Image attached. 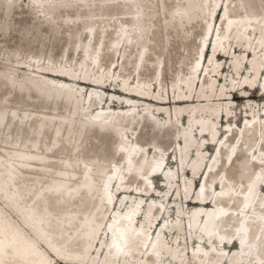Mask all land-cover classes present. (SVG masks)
Returning <instances> with one entry per match:
<instances>
[{
    "label": "bare ground",
    "instance_id": "1",
    "mask_svg": "<svg viewBox=\"0 0 264 264\" xmlns=\"http://www.w3.org/2000/svg\"><path fill=\"white\" fill-rule=\"evenodd\" d=\"M255 87L264 0H0V264H264Z\"/></svg>",
    "mask_w": 264,
    "mask_h": 264
},
{
    "label": "rangeland",
    "instance_id": "2",
    "mask_svg": "<svg viewBox=\"0 0 264 264\" xmlns=\"http://www.w3.org/2000/svg\"><path fill=\"white\" fill-rule=\"evenodd\" d=\"M218 23H219V21L216 23V28H217V25H218ZM212 29H213V26H212ZM210 43V42H209ZM213 43V42H212ZM211 54H212V47H211V49H210V46H209V53H208V55H207V58H206V61H205V63H204V69L206 68V66H208L209 65V60H210V58H211ZM222 64H223V61H222ZM224 65V64H223ZM229 65H231L230 64V62H228L226 65H225V71L223 72V77L222 76H218L217 75V82H219V84L220 85H222L223 83H224V78H226L227 80H228V82H226V84L228 85L229 83H230V79L233 77V78H236V75H233V74H235V72L232 70V68H230L229 69ZM245 66H247V67H249V65H248V63L246 64V63H244V65H243V69L241 70L242 72H245V70H244V67ZM203 72L204 71H202V73H201V76H200V80H202L201 78H202V76H203ZM232 72V73H231ZM241 72V73H242ZM250 72H251V74H252V71L250 70ZM199 75V73L197 74V76ZM226 75H227V77H226ZM218 78H220V79H218ZM200 80H197L198 81V88L200 87ZM257 81H259V79L257 80ZM111 84H113V83H111ZM120 84V83H119ZM108 85H109V83H107V87H108ZM154 85H156L157 86V88L155 87V95L158 93V91H157V89H158V85L157 84H155L154 83ZM164 85L166 86L167 85V88L169 89V91H170V76H169V74L168 73H164ZM197 86V85H196ZM195 86V87H196ZM255 86H259L258 84H256ZM120 87H121V85H119V89H120ZM166 88V87H165ZM113 87H111L109 90H111L112 92H113ZM237 89H239V88H237ZM237 89H235V91H237ZM255 89H257L256 87H255ZM260 89V90H259ZM259 89H257L256 91H255V93H254V95H253V100H256L258 103H260V108H262L263 107V103L262 102H264V100H262V99H260V97H258V96H260L261 95V93L262 92H264V90L262 89V87H259ZM110 91V92H111ZM82 92L84 93L85 92V90L83 89L82 90ZM239 92V91H238ZM90 93V91H87V96H88V94ZM238 94V93H237ZM239 95V94H238ZM257 96V97H256ZM239 97V96H238ZM110 98L108 97V100H109ZM114 101H116V103H117V105H119L118 104V101L116 100V99H113ZM124 100H121V102H123ZM251 103H246V99H243V100H241V99H239V98H236L235 97V100L233 101V104H231V106L230 107H232V111H231V115H232V119H231V127L232 128H235L236 127V125L234 124V117H235V119H237V121H238V124H237V128L238 127H240V126H242V124L244 123V120L246 119V117H249V118H251L250 117V113H249V108H248V106L247 105H250ZM124 106H127V104L126 103H124L123 104ZM243 105H245V106H243ZM143 108H144V106H143ZM234 109V110H233ZM138 110L141 112V115H142V113H144V112H142V107H138ZM245 110H247V114L245 113ZM255 110H257V108L255 109ZM96 113V111L94 112V114ZM261 114L260 115H263L264 113L263 112H260ZM155 114H157V112H156V110H155ZM224 114V115H223ZM225 112L223 111L222 113H220V119H219V122H220V120H221V115L224 117L225 116ZM231 115H230V117H231ZM164 117H166V115H163ZM185 116L187 117V116H189V117H191V113L189 114V115H187V114H185ZM188 118V117H187ZM185 119V121H183V122H179L178 123V126L179 127H184V128H187V126H188V119ZM262 119V118H261ZM222 121H223V127H220V126H218V130L219 131H221V132H223L222 130H224V131H226L227 129H226V127L224 126L225 125V121H226V118H223L222 119ZM159 122H163L162 120H160ZM198 131L199 130H196V128L194 129V134H197L198 135ZM204 137H207V139L209 140L208 142L206 141V144L207 145H205V146H208L209 144H213V145H210L211 147H213V149H214V146H215V144L214 143H211L210 142V137H208L210 134L209 133H207V132H205L204 134ZM207 135V136H206ZM218 137H219V135H218ZM217 137V138H218ZM133 139V137H131L130 136V139ZM172 139H170V141H171ZM177 141H180L181 143H182V139H178ZM197 141H199V137H197ZM204 148H206V147H204ZM213 149H211V151H209L208 153L206 152V156L208 157V156H210V158H211V160L214 158V155H215V149L213 150ZM149 150V149H148ZM148 150H146V151H148ZM194 150V149H193ZM145 151V152H146ZM152 150H151V155H152ZM194 154V153H193ZM191 153H190V157H191ZM167 157H170L169 159H167ZM164 160L162 161L163 162V168L164 167H168V168H170L171 170H173L174 172H176V170H177V167H178V169H179V175L181 176L182 175V173H181V165H179V162H178V160L176 161V159H175V161H174V156L173 155H171V156H168V155H166V156H164ZM172 163H174V164H172ZM168 164V165H167ZM165 165V166H164ZM167 165V166H166ZM185 168V167H184ZM239 168L241 169V166H239ZM163 170V169H162ZM186 172H188L189 173V175H191V171H190V168H186ZM185 172V173H186ZM158 173H160V176H164V174L162 175V172H160V170L156 173V175L158 174ZM154 174V173H153ZM200 174H201V172H200ZM156 175L155 176H153V177H151L152 179L150 180V184L152 185V187L153 188H158L159 190H161V188L162 187H165L166 186V181H165V179H164V182L163 181H160L159 179H161L160 177H158V178H156ZM199 176V175H198ZM197 176V177H198ZM187 177H188V175H187ZM204 177H205V175H204ZM204 177L201 179V181L204 179ZM164 178V177H163ZM189 178H190V176H189ZM193 178H194V176H193ZM195 179H198V178H195ZM162 180V179H161ZM179 180V182H178V184L179 185H181L182 184V182H183V178L181 179V177H180V179H178ZM199 182L200 184H202V182ZM161 182H163V184L161 185ZM198 183V184H199ZM218 183V182H217ZM177 184V185H178ZM198 185V187H197V191L201 188V185ZM218 187L220 186V185H217ZM213 187H215V184L213 185ZM261 192L264 194V185H261ZM199 188V189H198ZM259 188H260V186H259ZM263 190V191H262ZM156 196V195H155ZM170 199V196L168 197V199L167 200H169ZM171 200H173V198H171ZM185 206V205H184ZM172 207H174V206H172ZM191 207V206H190ZM189 207V208H190ZM184 209H185V207H184ZM168 215H170V216H173L174 218H176V216H177V212H176V209L175 208H168V210H167V212H166V215H165V217H168ZM140 217H142L141 216V214L140 215H138V220L137 221H139V219H140ZM161 217H162V214L158 217V221L161 219ZM171 219H172V217H171ZM158 221H157V223H158ZM156 225V224H155ZM239 247L240 246H238V248H237V250L239 249Z\"/></svg>",
    "mask_w": 264,
    "mask_h": 264
}]
</instances>
